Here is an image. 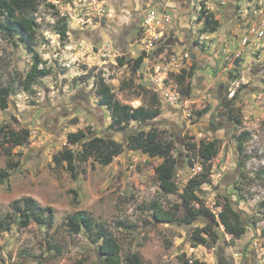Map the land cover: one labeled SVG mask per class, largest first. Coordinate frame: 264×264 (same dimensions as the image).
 I'll list each match as a JSON object with an SVG mask.
<instances>
[{
	"label": "rangeland",
	"instance_id": "1",
	"mask_svg": "<svg viewBox=\"0 0 264 264\" xmlns=\"http://www.w3.org/2000/svg\"><path fill=\"white\" fill-rule=\"evenodd\" d=\"M111 1L35 0L36 8L26 14L35 24L28 46L24 39L6 35L0 15V90L11 91L7 108L0 109V126L30 132L26 144L9 149L10 160L18 164L15 170H7L0 142V172L7 171L0 182V220L10 225L0 231V264H99L93 237L83 230L74 233L65 224L78 211L115 238L120 264H131L134 255L139 264H264V46L249 34L251 29L264 30V0H128L129 8L112 6ZM141 3L145 10L133 33L120 42ZM202 4L220 23L213 34L200 31L196 19ZM150 13L160 22L155 28L160 39L133 71V61L142 52L137 39ZM64 23L62 40L57 32ZM244 38L249 39L246 44ZM180 51L189 58L181 59ZM34 56L48 75L26 91L22 82ZM190 66L195 70L191 94L185 96L175 76ZM98 76L117 101L132 108L150 107L156 94L159 116L114 132L95 94ZM227 110L240 123L229 119ZM211 124L216 130L210 133ZM151 128L174 143L175 194L164 195L157 187L154 168L161 159L126 149L129 134ZM79 130L87 138L113 139L125 149L106 166L92 158L78 160L71 175L53 157L65 147L80 151V145L66 141L68 133ZM244 133L249 137L239 154L238 136ZM200 140L217 141L218 152L210 162L209 183L198 196L214 214L220 210L217 202L223 204L226 198L245 227L235 239L221 224L213 225L219 240L211 249L190 241L192 231L212 224L210 219L170 225L157 223L148 211L153 202L166 209L181 203L184 186L201 171L187 146ZM25 197L52 212L50 228L34 222L20 227L11 206Z\"/></svg>",
	"mask_w": 264,
	"mask_h": 264
},
{
	"label": "trees",
	"instance_id": "2",
	"mask_svg": "<svg viewBox=\"0 0 264 264\" xmlns=\"http://www.w3.org/2000/svg\"><path fill=\"white\" fill-rule=\"evenodd\" d=\"M36 8L35 0H0V15L4 18L1 23L2 29L10 38L20 37L24 39L27 46V39L31 38L34 33L33 20L26 17L27 11ZM197 22L201 23V33L213 34L219 28V21L212 12L208 11L205 6L200 5ZM63 24L62 30H58L57 34L63 40L66 38V26ZM145 54L142 52L132 64V70L137 71L144 59ZM120 65L123 59L118 58ZM39 60L34 56L31 69L23 78V89L28 91L31 86L42 77L48 75V71L39 68ZM194 66H190L187 70H182L181 74L175 76L179 90L182 95L189 96L191 94V78L194 74ZM11 91L8 89L0 90V109L7 108V99ZM95 94L98 97V104L104 107L111 119L110 129L114 132L120 131L131 122L145 123L156 119L160 110L154 104L158 102L156 94L152 95V105L150 107L139 106L132 108L129 105L121 104L114 98L110 86L104 83L101 76H98L95 83ZM226 115L229 119L240 123L238 116L234 112L227 110ZM30 132L26 128L13 130L9 125L0 126V142L8 157L7 170H15L17 163L10 160L11 147H18L28 142ZM248 134L244 133L238 136V153H242L241 145L248 139ZM66 141L69 145H80V151L75 153L72 149L65 147L58 155L53 157L56 166L63 163L71 175L76 170V161L84 162L92 158L101 165H109L113 159L121 155L125 149L122 143L116 142L110 138H102L92 136L87 138L85 132L79 130L68 133ZM7 145V146H6ZM8 147V148H7ZM188 150L193 153L195 159L201 166V171L190 178L184 186L180 194L181 203L174 205L170 209H166L157 202L150 203L148 211L157 223L170 225H191L199 219H210L211 223H207L202 227H196L191 235L190 241L193 246H202L207 249L213 248L219 240L218 232L213 225L221 224L223 230L235 239H239L245 233V227L239 214L233 209L229 201L223 198L225 202L217 207L220 210L214 214L198 196L201 187L209 183V175L211 170L210 162L217 155V141L205 142L200 140L187 146ZM126 149L131 151H140L149 158L161 159V162L154 168V174L158 189L164 195H172L178 192V186L174 181L177 167V158L172 154L174 150L173 141H166L155 129L148 131H139L135 134L131 133L126 137ZM7 176V171L0 172V182L2 183ZM197 205V206H196ZM13 212L19 217V225L22 228L29 226L30 222H34L40 226L50 228L53 224V214L47 208L39 207L38 204L29 197L22 198L12 203ZM65 224L74 232L79 233L81 230L86 232L89 237H93V243L97 245L98 255L100 256L99 264H120V246L115 238L104 229L103 226L93 223L90 216L84 211H78L69 215ZM10 225H5L0 220V231H7ZM96 229V230H95ZM131 264H139V256L134 255L130 259ZM183 264H203L198 260H184Z\"/></svg>",
	"mask_w": 264,
	"mask_h": 264
},
{
	"label": "built area",
	"instance_id": "3",
	"mask_svg": "<svg viewBox=\"0 0 264 264\" xmlns=\"http://www.w3.org/2000/svg\"><path fill=\"white\" fill-rule=\"evenodd\" d=\"M150 14H148L150 16H148V15L146 16V18L144 20V24H142L143 36H141L137 39V43L140 45V47L142 49L141 51L144 54L148 53L149 51L156 49V47H155L156 43L160 39V37H158L156 35V32H155L156 31L155 28L157 27V25H159L160 22L156 23L154 21V16H155L154 13H150ZM252 33L254 34V37L257 39L258 42L262 41L261 46H264V30L262 28L259 30L251 29L249 31V34L252 35ZM248 41H249L248 38H244L243 44H246V42H248ZM178 55H180L181 59H188L189 58V55L183 51H180ZM145 58H146V56H144V59Z\"/></svg>",
	"mask_w": 264,
	"mask_h": 264
},
{
	"label": "flooded vegetation",
	"instance_id": "4",
	"mask_svg": "<svg viewBox=\"0 0 264 264\" xmlns=\"http://www.w3.org/2000/svg\"><path fill=\"white\" fill-rule=\"evenodd\" d=\"M112 6H122V7H127L129 8V3L128 0H112L111 2ZM132 3V2H131ZM145 10V6L142 5V3L139 5L137 11L134 12V14L131 16V25H128V27H126L125 30H123L120 34L119 41L124 43L129 37L130 35L133 33V30L137 24V22L140 20L141 16H142V11ZM110 28V27H109ZM115 33V31L113 32ZM115 35V34H114ZM209 130L210 133L213 132V130L215 131L216 128L213 127V124H211L209 126Z\"/></svg>",
	"mask_w": 264,
	"mask_h": 264
}]
</instances>
